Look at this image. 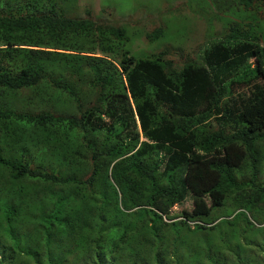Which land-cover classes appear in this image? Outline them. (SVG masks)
I'll return each mask as SVG.
<instances>
[{
	"label": "trees",
	"instance_id": "16d2710c",
	"mask_svg": "<svg viewBox=\"0 0 264 264\" xmlns=\"http://www.w3.org/2000/svg\"><path fill=\"white\" fill-rule=\"evenodd\" d=\"M71 1L0 0V264H168L175 221L262 214L264 0H214L223 33L179 66L165 24L134 56Z\"/></svg>",
	"mask_w": 264,
	"mask_h": 264
},
{
	"label": "rangeland",
	"instance_id": "374dc122",
	"mask_svg": "<svg viewBox=\"0 0 264 264\" xmlns=\"http://www.w3.org/2000/svg\"><path fill=\"white\" fill-rule=\"evenodd\" d=\"M67 6L68 12L75 16L83 17L87 11L92 18L123 25L134 56L154 52L160 41L165 42L162 38L153 43L142 41L140 37L147 27L143 25L152 28L165 24V34H170L168 40L172 46L168 57L177 66L187 58L200 61L206 43L223 33L224 24L214 16V0H73ZM261 149L264 151V146ZM259 169L262 171L263 164ZM168 215L173 217L171 220L179 219L175 214ZM193 219L200 227L191 225L192 222H186L185 226L179 220L168 225L178 238L175 243H171L172 233L163 229L162 243L169 248L164 253L168 264H264V212L256 215L241 204L233 205L225 200L207 216ZM261 226L263 229L259 230ZM54 254L66 258L68 263L99 264L87 251L81 255L70 248L68 253L59 250ZM113 262L117 264V260Z\"/></svg>",
	"mask_w": 264,
	"mask_h": 264
},
{
	"label": "clouds",
	"instance_id": "9594fccd",
	"mask_svg": "<svg viewBox=\"0 0 264 264\" xmlns=\"http://www.w3.org/2000/svg\"><path fill=\"white\" fill-rule=\"evenodd\" d=\"M141 139H142V138H141ZM222 205H223V204H222ZM222 205H221V206H222ZM162 217H163L162 220L165 221V222L172 221V220H168V221H166V218H167V217H166L165 215H163ZM189 222H190V221H189ZM189 222H188V224H189ZM191 224H192V223H191Z\"/></svg>",
	"mask_w": 264,
	"mask_h": 264
}]
</instances>
